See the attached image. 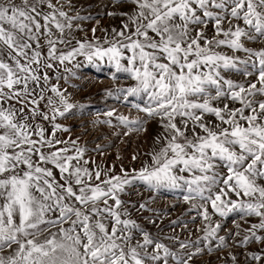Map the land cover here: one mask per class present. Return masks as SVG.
I'll return each mask as SVG.
<instances>
[{
    "label": "snow or ice",
    "instance_id": "6c2138e0",
    "mask_svg": "<svg viewBox=\"0 0 264 264\" xmlns=\"http://www.w3.org/2000/svg\"><path fill=\"white\" fill-rule=\"evenodd\" d=\"M85 66L110 70L94 148L66 123ZM205 255L264 264V0H0V264Z\"/></svg>",
    "mask_w": 264,
    "mask_h": 264
},
{
    "label": "rangeland",
    "instance_id": "374dc122",
    "mask_svg": "<svg viewBox=\"0 0 264 264\" xmlns=\"http://www.w3.org/2000/svg\"><path fill=\"white\" fill-rule=\"evenodd\" d=\"M85 7L89 3L93 4V6L96 5L97 0H82ZM99 10V9H95ZM104 24H108V20L105 19L102 21ZM112 24H118V21H112ZM90 27L91 25H87ZM79 35H83V33H80ZM99 35V33H98ZM103 70H99L95 67L88 68L85 66L84 69L81 70L80 75L82 79H75L71 83L74 85L73 87H69V91L73 93L76 100L84 103L89 104L91 106L89 114L84 116L83 119L80 118L79 115L76 117L70 118L66 123H68L70 126H72V135L73 136H81L82 142H86L90 148H94L96 143H107L106 140H97L96 137L100 136L101 133H107L108 130L106 128H93L90 121L95 118V115L97 112L105 110V100L103 96V90L105 87L109 86L111 84V80L109 79L110 70L107 66H102ZM108 104L111 105L112 101H108ZM122 111L127 112V109H122ZM85 121H88V123H85ZM83 124V127L81 126ZM85 128H87V132L85 133ZM158 126L156 124L150 125V134H154L157 130ZM136 138L133 137V141L130 142L127 146L125 145H119L121 149L127 148L126 152H122L121 154L128 157L130 159V155L132 151L137 147V144L135 143ZM146 147V145H145ZM92 155L95 156V153H92ZM116 157V148H110L106 150V159L109 164L112 163L113 160H115ZM98 159L103 160L104 158L98 157ZM125 164L128 163V159H125ZM149 194L144 193V196L147 197ZM133 200L138 199L137 196L132 197ZM175 197L171 194H164L163 196H160L158 199H156V202L152 205L155 208L159 209H168L169 206L175 201ZM184 206L183 205H177V207L171 211V219L176 218L178 215L181 214L183 211ZM189 217H184V219H188ZM159 223V222H158ZM169 223V218H165L162 223L161 227H164L165 232H168L169 229L166 227ZM199 221H197V224ZM196 225H189V227L195 228ZM227 227H231L232 223L231 220L227 222ZM151 227V226H149ZM155 231V229H153ZM179 231V229H177ZM185 235L187 233L185 232ZM202 261L204 264H207L208 261H211V264H218V262L215 260V257L207 256L205 255L202 257ZM197 264H201V261H198Z\"/></svg>",
    "mask_w": 264,
    "mask_h": 264
}]
</instances>
